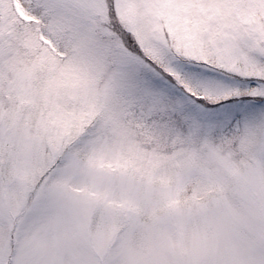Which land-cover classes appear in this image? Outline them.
I'll list each match as a JSON object with an SVG mask.
<instances>
[{"label": "snow or ice", "instance_id": "obj_1", "mask_svg": "<svg viewBox=\"0 0 264 264\" xmlns=\"http://www.w3.org/2000/svg\"><path fill=\"white\" fill-rule=\"evenodd\" d=\"M13 91L50 115L71 110L81 127L90 121L78 143L164 132L217 157L221 171L184 198L181 212L205 218L189 251L152 240L131 248L130 236L152 234L159 217L145 223L107 183L73 190L50 152L38 161L45 170L29 220L54 225L55 243L9 231L0 264H264V0H0V95ZM227 144L244 161L231 186L240 211L226 213L225 225L215 213L232 173ZM24 147L38 146L29 138ZM78 246L86 258L72 256Z\"/></svg>", "mask_w": 264, "mask_h": 264}, {"label": "rangeland", "instance_id": "obj_2", "mask_svg": "<svg viewBox=\"0 0 264 264\" xmlns=\"http://www.w3.org/2000/svg\"><path fill=\"white\" fill-rule=\"evenodd\" d=\"M23 15V12H21ZM83 117H74L71 110L50 115L37 106L31 95L13 91L0 95V235L9 231L15 236L19 229L34 242L52 246L55 243L54 225L38 218L29 220L31 206L39 195L34 191L44 167L38 161L55 153V159L67 166L64 178L73 190L89 189L94 184L107 183L116 192L128 194L136 211L145 223L159 217L152 234L137 231L129 238V247L139 248L152 240L166 244L179 253L189 251L197 242L205 218L180 211L186 195L207 181L209 173L221 171L217 157L195 152L187 145L170 139L164 132L128 136L109 132L88 143H78L84 128ZM36 141L34 151L26 150V139ZM230 157L232 173L225 184V207L215 215L228 224L226 213H238L239 205L231 192L232 183L240 178L244 157L231 144L224 146ZM194 157V162H191ZM127 164V167L123 166ZM33 169H35V174ZM183 185L178 197H169L178 181ZM178 198L179 205L168 200ZM93 231L104 230L100 217L92 220ZM87 246L72 249L75 258H86Z\"/></svg>", "mask_w": 264, "mask_h": 264}]
</instances>
